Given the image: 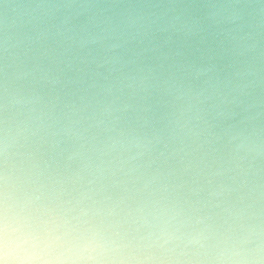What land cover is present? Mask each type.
I'll return each mask as SVG.
<instances>
[{"label": "clouds", "instance_id": "obj_1", "mask_svg": "<svg viewBox=\"0 0 264 264\" xmlns=\"http://www.w3.org/2000/svg\"><path fill=\"white\" fill-rule=\"evenodd\" d=\"M0 264H264V0H0Z\"/></svg>", "mask_w": 264, "mask_h": 264}]
</instances>
